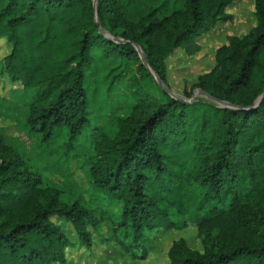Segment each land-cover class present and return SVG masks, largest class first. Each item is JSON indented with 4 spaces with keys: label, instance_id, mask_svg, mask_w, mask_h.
Masks as SVG:
<instances>
[{
    "label": "trees",
    "instance_id": "16d2710c",
    "mask_svg": "<svg viewBox=\"0 0 264 264\" xmlns=\"http://www.w3.org/2000/svg\"><path fill=\"white\" fill-rule=\"evenodd\" d=\"M232 1L183 0L134 23L120 0H0V52L11 43L4 65L11 80L33 90L26 123L42 141L65 128L70 146L89 124L86 71L95 54L134 64L130 84L139 93L115 133L97 139L90 173L119 203L115 232L131 233L135 242L145 227L171 225L177 212L191 214L198 227L214 224L208 249L172 248L165 264H264V0H254L256 24L218 46L214 65L188 92L209 97L182 99L151 74L165 82L164 58L177 47L198 50L201 34L232 17ZM96 15L121 27L124 40L101 33ZM146 79L155 80L161 97L137 89ZM52 215L91 243L92 210L45 185L0 126V264L64 261L72 241Z\"/></svg>",
    "mask_w": 264,
    "mask_h": 264
},
{
    "label": "rangeland",
    "instance_id": "374dc122",
    "mask_svg": "<svg viewBox=\"0 0 264 264\" xmlns=\"http://www.w3.org/2000/svg\"><path fill=\"white\" fill-rule=\"evenodd\" d=\"M120 1L123 14L134 23L148 11L161 16L173 6H181L183 3V0ZM254 2L233 0L226 7L232 17L217 22L201 34L197 38L200 46L198 50L188 54L177 47L166 56L164 76L167 84L155 71H152V77L182 99L193 100L199 94L209 97L197 88L193 89L191 96L188 92L197 76L214 65L215 49L227 43L230 35L241 36L256 24ZM95 19L101 33L116 41L124 40L120 35L121 27L112 28L106 21H100L97 15ZM5 45L4 51L0 52V126L8 142L19 156L40 171L43 183L56 189L62 200L67 203L77 201L90 208L96 217V221L88 225L91 233L89 245L78 238L70 221L58 215L50 217L72 241L65 249L64 261L51 264H165L170 260L169 251L172 248L204 251L210 247L214 224L208 222L198 227L191 214L183 215L181 212L173 214L171 225L145 227L144 235L136 242L127 231L118 235L114 224L119 216V203L107 198L94 186L90 173L91 163L96 159L94 145L101 135L112 136L115 133L119 120L130 113L135 94L139 93L130 84L135 72L131 60L121 57L99 58L98 54L94 55L86 71L90 121L82 128L77 140L68 146L65 128H61L59 134L47 142L41 140V134L30 130L26 116L33 90L9 78L4 56L10 52L11 43L5 40ZM154 81H136V87L161 97ZM194 212L200 213V210L194 207ZM125 245L130 247L126 249Z\"/></svg>",
    "mask_w": 264,
    "mask_h": 264
},
{
    "label": "water",
    "instance_id": "95a60500",
    "mask_svg": "<svg viewBox=\"0 0 264 264\" xmlns=\"http://www.w3.org/2000/svg\"><path fill=\"white\" fill-rule=\"evenodd\" d=\"M138 49L140 50V52L142 53V50L140 49V47H138ZM142 56L144 59H146L145 55L142 53Z\"/></svg>",
    "mask_w": 264,
    "mask_h": 264
}]
</instances>
